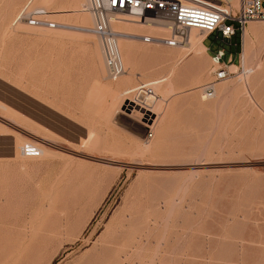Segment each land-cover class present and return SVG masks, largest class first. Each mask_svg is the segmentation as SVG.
I'll list each match as a JSON object with an SVG mask.
<instances>
[{
    "label": "rangeland",
    "instance_id": "rangeland-1",
    "mask_svg": "<svg viewBox=\"0 0 264 264\" xmlns=\"http://www.w3.org/2000/svg\"><path fill=\"white\" fill-rule=\"evenodd\" d=\"M27 1L0 0V264H264V21L249 22L261 24L251 93L235 83L240 58L216 84L227 89L220 101L202 99L219 66L206 50L202 77L182 68L169 94V70L124 86L167 79L155 85L163 110L151 128L152 116L121 104L143 98L123 92L111 105L121 76L108 77L100 39L28 25L30 10L51 6ZM80 14L48 19L92 27L73 21ZM203 43L235 54L214 34ZM161 55L154 65H174Z\"/></svg>",
    "mask_w": 264,
    "mask_h": 264
},
{
    "label": "built area",
    "instance_id": "built-area-1",
    "mask_svg": "<svg viewBox=\"0 0 264 264\" xmlns=\"http://www.w3.org/2000/svg\"><path fill=\"white\" fill-rule=\"evenodd\" d=\"M89 9L95 19V24L89 28L100 39L103 56L105 58L108 75L116 79L125 72L117 40L119 36L137 37L146 43L166 44L175 46L187 42L186 32L196 28L204 34L203 42L210 35H215V40L235 46L238 35L242 40V33L251 20L264 21V0H88ZM43 9H33L26 14V21L30 26H40L54 29L60 23L48 19ZM128 13L145 19L153 15L158 21L167 26V36L132 35L115 31L110 26L109 14ZM85 30V29H81ZM88 30V29H86ZM241 44V43H240ZM210 51L212 61L219 65L211 71L212 77L204 85V96H213L218 82L229 78L234 71L230 67L240 62V53L237 51L234 58L232 52L227 54L224 46H218ZM132 94L145 100L154 95L151 83H139L131 89ZM144 102V101H143Z\"/></svg>",
    "mask_w": 264,
    "mask_h": 264
},
{
    "label": "crops",
    "instance_id": "crops-1",
    "mask_svg": "<svg viewBox=\"0 0 264 264\" xmlns=\"http://www.w3.org/2000/svg\"><path fill=\"white\" fill-rule=\"evenodd\" d=\"M234 2L236 3V0H233V3ZM235 3H234V5H235ZM86 4H88V0H49V6H51L49 11H52L51 15L56 14L59 16L67 15L73 11H79V13H81V14L78 17H76V19H73V21L76 22L77 24H80V25H88L90 23L92 24V16H91L90 12L84 11V7L86 6ZM66 25H68V26L62 27L63 29H65L64 31H69V32L73 33V32H76L77 30H79V31L84 32V33H88V34L91 33L87 30H81V28L75 29L76 26H73L70 24H66ZM118 26L119 27H117V28L119 30L125 32L126 34H130V33L132 34L133 33L132 35H141L144 33L145 34L149 33V34L155 35V36H160L159 34H162L161 32L155 31L152 28H149L146 26L134 28L131 25H128L125 23H118ZM260 28H261V24H259L257 22H251L247 25V27L244 30V32L247 30L246 31V41H248V54L245 55L247 62L251 60L250 45H251L252 34H256ZM144 31H146V32H144ZM122 42H123L124 51H125V54L127 57V65H126L127 69H125V72L122 74L123 76L121 75V78H119V79L117 78L118 80L115 82L114 87L107 88L108 94L112 97V104L111 105L114 108H116L118 106V104L120 103L119 95L121 96V94L123 92H125L127 89L133 87V86L127 87V89H124V90L122 89L124 86L125 87L129 86L133 82V78L134 79L154 78V77H157V76L163 74L165 71L169 70L171 72V73H169L170 74L169 82H171V84L166 83L164 86V92H163L165 94H169V93L173 92L174 88H175L174 87L175 83L171 79L172 74H173V77H175L176 74L178 77H180L181 72H182V68H184V69L187 67L190 68V65H185V66H182V65H178V66L177 65H154L160 59L163 58L161 55L162 53L164 54V52L169 51V49L168 50L157 49V47H159V45L143 43L140 39H138L137 37H133V36H129L128 39H124ZM202 45L204 46L205 50L208 51V49H207L208 46L203 42H202ZM243 49H244V33H243ZM237 51H235L234 53L236 54ZM175 54H176V52L174 51L168 55L169 56L168 57L169 64H170V61L172 62V58L174 57ZM232 54H233V52H232ZM235 54H233V58H234ZM146 56L151 57V60L150 61H144L142 58L143 57L145 58ZM237 61H238L237 58H234V61H233L234 65L237 64ZM147 63H150L151 65L146 67L145 64H147ZM126 66H125V68H126ZM166 66H168V67H166ZM247 66H249V65H247ZM251 67L253 68V72L247 78L246 84L242 82V85H241L244 90H246V91L249 90L250 93L252 90L251 88H252L253 76H254V74H258V71H259V68H261V65H253V66L251 65ZM193 76L196 77L195 75H193ZM161 78H165V77H161ZM195 79L198 80L197 78H195ZM196 80H193L191 82L195 83ZM179 81H180V79H179ZM235 83L238 84L240 82L236 81ZM225 87H226L225 85L216 86L215 95L213 97L214 103L220 101V99L223 97V95L227 92V89ZM168 88H170V89H168ZM189 89H192V88H189ZM221 92H222V94H220ZM217 97H219L220 99ZM168 109H169V106L165 105L163 117H162L160 123L163 121L164 117L166 116ZM160 123H159V125H160ZM159 125H158V127H159Z\"/></svg>",
    "mask_w": 264,
    "mask_h": 264
},
{
    "label": "bare ground",
    "instance_id": "bare-ground-1",
    "mask_svg": "<svg viewBox=\"0 0 264 264\" xmlns=\"http://www.w3.org/2000/svg\"><path fill=\"white\" fill-rule=\"evenodd\" d=\"M33 1L34 0H28L27 1L28 2L27 4L29 5ZM88 5H89V2L84 7V11H88V12L91 13V16H92V19H93V25H92V27H93L94 24H95V19H94V16L92 15V12L90 11ZM43 8H34V9H43ZM43 10H45L46 12H48L47 13V17L52 14V11H48L46 9H43ZM117 14L120 15L121 13L109 14V21H110V26L112 25L111 28L114 29L115 31H118V32L125 33L123 31H119L118 28H117V27H119L118 26V23H123V20L124 21L128 20L127 22H129L130 20L131 21H136V22H138V21L141 22L142 20H144V22L142 21V23L140 25L146 26V27L149 26L152 29H157V28L158 29L160 28L162 30L163 29L164 30L165 29H168L167 26H164L163 23H161L160 21H158L156 19H155V21L158 22V23H153V22L146 21V20H149L150 19L148 17H146L145 19H143V18L139 19L138 16H134V15H131V14H128V13H122V14H124L123 16H125V17L128 16V18H125V17H122L121 15L118 16ZM129 17H132V18L130 19ZM60 24H61V26L59 25L58 27H67L68 26V25H66L64 23H60ZM32 27H38V28H41V29H43V28L45 29L46 28V29H49V30H53V29H50V28H47V27H40V26H32ZM58 27H56L57 30H60ZM83 27L81 29H85V30L88 29L87 31H89L92 34L96 35L91 30H89L88 27H86V26H83ZM92 27H90V28H92ZM56 28H54V29H56ZM246 31L245 32L243 31V33H244V49H243V33H242V45H241L242 50H241V54H240V58H241V61H242V67H243L242 73L240 74V76L241 75L242 76L241 77L239 76L237 78L238 79V82H243L245 84H246L247 78L253 72V68L251 66H247L249 64H247L246 57H245L246 49L248 48V41H246ZM160 32H162V31L160 30ZM198 32H199V30L196 29V28L188 29L187 32H186L187 42L183 43L184 46H182V45L179 46L180 44L179 45H175V46H169V45H166V44L146 43V42H143V41L142 42L143 43H146V44H155V45H159V46L170 47L169 48V51H167L169 54L171 52H174V51L176 52V54L173 57L174 58V61H175L174 65H180L182 63H183V65H190V68L192 67L194 70H196V72H197L196 75L199 76V77H202V75L204 74V69L201 66L202 65L201 62H202V60L204 59V56H205V54H204L205 48L202 45L203 38H204V34L202 33V35H199ZM141 35H143V34H141ZM146 35H151V34H146ZM153 36H155V35H153ZM126 37L127 36H119V38L117 40L118 48H119V51H120V55H121V59H122V62L124 64V67L127 65V57H126V54H125V51H124V46H123V42L122 41L124 39H128V37L127 38ZM178 48H180V50H178ZM146 58H147V60H151V57H149V56H146L144 59H146ZM104 61H105V58H104ZM105 65H106V63H105ZM258 65H261V63H259ZM237 67H238L237 64L231 66V68L234 69V70L237 69ZM107 72H108V70H107ZM108 77H109V75H108ZM119 77H117V78H119ZM110 79L111 80H116V79H112V78H110ZM165 80H166V78H159V79H155V80H151V81H147V82H142V83H148V82H150L153 91L155 89L158 92L159 87L158 86H155V85H157L158 83H162ZM169 83L171 84V82H169ZM132 88L127 89L124 92L123 95L131 96V97L134 96L132 94V92H131V89ZM170 88H168V89H170ZM198 89H199V91L201 93V97L203 99H206L207 97L204 96V92L202 91V87H200ZM215 89H216V86H215ZM215 89H214L213 96L212 97H209L210 99L214 97V95H215ZM156 91L154 92V94H156ZM220 94H222V92ZM119 97H122V96L119 95ZM219 97H217V98H219ZM133 98H135V97H133ZM133 101H135V103ZM136 101H138V100H133V99L129 100L128 98H124V100H122L123 103H121V102L120 103L123 104V106L126 107V109L128 110L127 113H128L129 116H131V115H134V116L135 115H138L139 117L140 116H143V117H146V118L152 116L151 119H152L153 123L152 124H149V123H146V122L145 123H146L147 126H150L151 128L152 127L154 128L156 126L157 118H158L159 114L163 110V102H162V100L161 99H158L154 95V97H152V96L146 97L145 100H144V102H143V104L140 103V102H139L140 104H138V102H136ZM145 104H147V105H145ZM127 113H125V114H127ZM152 144L153 143H151V145ZM146 148L149 149L150 148V145H147Z\"/></svg>",
    "mask_w": 264,
    "mask_h": 264
},
{
    "label": "trees",
    "instance_id": "trees-1",
    "mask_svg": "<svg viewBox=\"0 0 264 264\" xmlns=\"http://www.w3.org/2000/svg\"><path fill=\"white\" fill-rule=\"evenodd\" d=\"M240 40H239V36L237 35L235 38V51H237L240 47Z\"/></svg>",
    "mask_w": 264,
    "mask_h": 264
}]
</instances>
